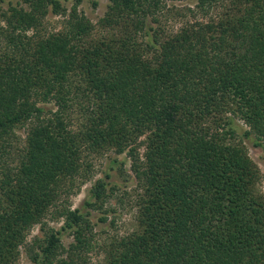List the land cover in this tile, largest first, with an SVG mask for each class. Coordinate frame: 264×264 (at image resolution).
<instances>
[{
  "label": "trees",
  "instance_id": "obj_1",
  "mask_svg": "<svg viewBox=\"0 0 264 264\" xmlns=\"http://www.w3.org/2000/svg\"><path fill=\"white\" fill-rule=\"evenodd\" d=\"M20 1L0 0V264H87L125 160L134 225L105 264H264L262 175L244 144L264 151V0H195L174 32L162 21L180 0ZM84 1L108 2L97 24ZM110 152L125 159L73 208Z\"/></svg>",
  "mask_w": 264,
  "mask_h": 264
},
{
  "label": "rangeland",
  "instance_id": "obj_2",
  "mask_svg": "<svg viewBox=\"0 0 264 264\" xmlns=\"http://www.w3.org/2000/svg\"><path fill=\"white\" fill-rule=\"evenodd\" d=\"M20 0H13V2H19ZM195 0H180L174 3H170L168 8L172 9V12L167 13L169 19L162 21V26L167 32H174L179 29L182 24V20L176 13H180V10H185L186 7H193ZM21 3V1H20ZM67 9L72 6L71 2L65 3ZM108 2L107 1H98L94 7L91 2L84 1L78 6V11L83 13L93 24H97L99 19H101L107 11ZM178 11V12H177ZM62 17L49 15L45 25L48 30H59L62 27ZM240 129H247V127L240 121H236ZM22 132L18 133L20 138L19 143L23 140ZM251 160L258 166L262 179L258 186L260 193L264 195V151L260 148L252 147L248 141L244 142ZM109 158H115L116 161L121 162L125 159V155L114 156L113 153H107L103 156H98L93 159V168L88 177L83 180L84 183L80 186V190L76 195L71 196L68 201L73 208H77L81 205L83 199L85 198L87 191L95 183V181L101 179L103 170L109 167ZM113 175V181L118 184V190L111 191L107 190L106 194L109 197L104 204L102 211L108 210L107 222L105 223H96L95 232H96V245L94 250L88 255L87 264H105V254L104 247L107 248V243L112 236L122 235L133 228L134 225V213L135 209L133 208V198H134V184L132 182L131 173L129 171V161L125 160L123 165L117 164L115 169L111 171ZM79 181H82L81 179ZM79 183V182H78ZM100 211V210H99ZM94 212L95 214L98 213ZM94 221L98 222L96 218ZM110 221H113L114 224L108 225ZM46 222L50 228L58 229L61 226V220H53L49 215L47 216ZM40 234L38 231V226L34 227L31 231L28 239ZM72 238L68 235H64L62 238L63 245L67 247L71 243ZM18 264H31L27 256L22 254L18 260Z\"/></svg>",
  "mask_w": 264,
  "mask_h": 264
}]
</instances>
